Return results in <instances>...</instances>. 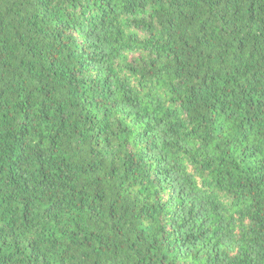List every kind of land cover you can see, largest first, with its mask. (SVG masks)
Wrapping results in <instances>:
<instances>
[{
    "label": "trees",
    "instance_id": "1",
    "mask_svg": "<svg viewBox=\"0 0 264 264\" xmlns=\"http://www.w3.org/2000/svg\"><path fill=\"white\" fill-rule=\"evenodd\" d=\"M0 264H264V0H0Z\"/></svg>",
    "mask_w": 264,
    "mask_h": 264
}]
</instances>
